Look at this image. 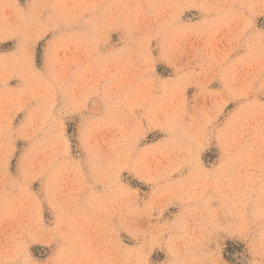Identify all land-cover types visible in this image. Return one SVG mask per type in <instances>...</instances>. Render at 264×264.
Listing matches in <instances>:
<instances>
[{
  "label": "clouds",
  "instance_id": "9594fccd",
  "mask_svg": "<svg viewBox=\"0 0 264 264\" xmlns=\"http://www.w3.org/2000/svg\"><path fill=\"white\" fill-rule=\"evenodd\" d=\"M0 264H264V0H0Z\"/></svg>",
  "mask_w": 264,
  "mask_h": 264
},
{
  "label": "rangeland",
  "instance_id": "374dc122",
  "mask_svg": "<svg viewBox=\"0 0 264 264\" xmlns=\"http://www.w3.org/2000/svg\"><path fill=\"white\" fill-rule=\"evenodd\" d=\"M38 66H39V61H38ZM70 131H71V129H70ZM227 243H228L229 247H231V242H227ZM33 251L34 252H38L39 251V248H35Z\"/></svg>",
  "mask_w": 264,
  "mask_h": 264
}]
</instances>
